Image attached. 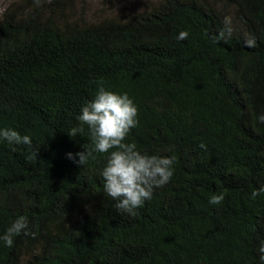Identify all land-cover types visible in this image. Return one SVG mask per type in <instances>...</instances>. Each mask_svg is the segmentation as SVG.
<instances>
[{
  "label": "trees",
  "instance_id": "trees-1",
  "mask_svg": "<svg viewBox=\"0 0 264 264\" xmlns=\"http://www.w3.org/2000/svg\"><path fill=\"white\" fill-rule=\"evenodd\" d=\"M74 1L0 13V127L31 139L0 142V233L29 222L0 264H261L264 0H156L95 22L72 19ZM225 16L232 35L214 42ZM100 85L136 105L130 142L176 158L132 215L102 191L106 154L82 166L65 155L91 149L77 116Z\"/></svg>",
  "mask_w": 264,
  "mask_h": 264
},
{
  "label": "clouds",
  "instance_id": "clouds-1",
  "mask_svg": "<svg viewBox=\"0 0 264 264\" xmlns=\"http://www.w3.org/2000/svg\"><path fill=\"white\" fill-rule=\"evenodd\" d=\"M231 18L225 16L223 28L214 38V42L227 40L233 29ZM188 36L186 31H179L175 39L184 40ZM243 43L246 47L255 46V38L245 34ZM77 120L87 126L91 149L82 152L66 153V158L82 166L89 158L95 159V153L106 154L103 167L99 175L102 179V191L114 203V209L129 215L135 213L146 200L152 198L153 189L169 183L174 174L175 156L148 154L137 148L135 142H130V130L137 126V107L126 92H114L102 85L98 86L91 100L85 102ZM257 121L264 123V113L257 115ZM82 128H73L69 136L81 131ZM0 142L9 146L31 145L28 135H21L16 130L0 127ZM199 147L203 148L201 144ZM264 192V188L259 190ZM259 194L254 190L251 196ZM223 194H213L208 200L211 205L219 204ZM28 219L18 215L10 225L0 233V244L11 246L13 237L22 233L28 235ZM259 260L264 264V241H261Z\"/></svg>",
  "mask_w": 264,
  "mask_h": 264
},
{
  "label": "rangeland",
  "instance_id": "rangeland-1",
  "mask_svg": "<svg viewBox=\"0 0 264 264\" xmlns=\"http://www.w3.org/2000/svg\"><path fill=\"white\" fill-rule=\"evenodd\" d=\"M15 0H0V13ZM156 0H75L72 19L95 22L124 11L143 10Z\"/></svg>",
  "mask_w": 264,
  "mask_h": 264
}]
</instances>
